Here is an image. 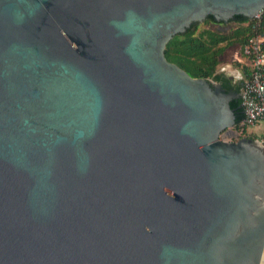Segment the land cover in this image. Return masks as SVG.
<instances>
[{
    "label": "water",
    "instance_id": "obj_1",
    "mask_svg": "<svg viewBox=\"0 0 264 264\" xmlns=\"http://www.w3.org/2000/svg\"><path fill=\"white\" fill-rule=\"evenodd\" d=\"M263 6L0 0V264H264V140L164 56Z\"/></svg>",
    "mask_w": 264,
    "mask_h": 264
},
{
    "label": "trees",
    "instance_id": "obj_2",
    "mask_svg": "<svg viewBox=\"0 0 264 264\" xmlns=\"http://www.w3.org/2000/svg\"><path fill=\"white\" fill-rule=\"evenodd\" d=\"M231 20L237 25L229 33H219L210 28H199V22H191L189 27L182 33L173 35L166 43L164 49L165 58L175 63L191 77H202L218 83L225 91L238 93L241 84L238 80L233 81L223 72L217 71L219 57L225 48L233 43L241 44L248 35L259 33L264 35V19L257 26L252 27L254 20L242 15H235ZM205 22H216L212 16L204 18ZM250 71L247 72L248 77ZM234 112V128L239 131V136L246 134V126H240L243 118V110L240 99L234 97L229 101ZM250 137L251 136H246Z\"/></svg>",
    "mask_w": 264,
    "mask_h": 264
},
{
    "label": "built area",
    "instance_id": "obj_3",
    "mask_svg": "<svg viewBox=\"0 0 264 264\" xmlns=\"http://www.w3.org/2000/svg\"><path fill=\"white\" fill-rule=\"evenodd\" d=\"M252 27L264 19V6L254 15ZM241 54L250 61V73L241 83L244 118L239 125L247 128L260 123L264 127V35H248L240 46Z\"/></svg>",
    "mask_w": 264,
    "mask_h": 264
},
{
    "label": "rangeland",
    "instance_id": "obj_4",
    "mask_svg": "<svg viewBox=\"0 0 264 264\" xmlns=\"http://www.w3.org/2000/svg\"><path fill=\"white\" fill-rule=\"evenodd\" d=\"M237 23L231 19H229L227 22H212L208 21L205 22L204 19L199 22V28H210L216 32L219 33H229L231 29H233ZM244 56L240 52V44L233 43L229 46H227L224 50V52L219 57V64L217 66V71L223 72L226 76L231 78L233 81H235L236 78L232 76L231 72L228 71L227 68H225L226 65H229L231 70L233 69H239L241 70L240 62L237 60L243 59ZM224 67L225 69L221 68ZM236 72L234 71V74ZM234 134H221V138L225 139L226 141H236L239 136V131H237L234 127ZM246 136H251V138H255L258 140L263 141L264 140V127L258 123L256 125L250 126L246 129ZM244 135V137H245Z\"/></svg>",
    "mask_w": 264,
    "mask_h": 264
},
{
    "label": "crops",
    "instance_id": "obj_5",
    "mask_svg": "<svg viewBox=\"0 0 264 264\" xmlns=\"http://www.w3.org/2000/svg\"><path fill=\"white\" fill-rule=\"evenodd\" d=\"M237 61L240 62V66L242 68L241 70H239V69H233V70H231V68L229 67V65H226L225 68H227L228 71L231 72L232 76H234V78H236L235 81L238 80L240 82V84H241L243 82V80L245 79V76H246L247 72H249V70H250V61L246 57H244L241 60L239 59ZM225 68L222 67L221 70L222 69H225ZM234 71L236 72L235 74H234Z\"/></svg>",
    "mask_w": 264,
    "mask_h": 264
},
{
    "label": "bare ground",
    "instance_id": "obj_6",
    "mask_svg": "<svg viewBox=\"0 0 264 264\" xmlns=\"http://www.w3.org/2000/svg\"><path fill=\"white\" fill-rule=\"evenodd\" d=\"M261 9V8H260ZM260 9H258L252 16H254Z\"/></svg>",
    "mask_w": 264,
    "mask_h": 264
}]
</instances>
